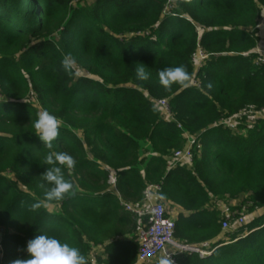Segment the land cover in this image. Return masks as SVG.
I'll return each mask as SVG.
<instances>
[{
    "label": "trees",
    "instance_id": "1",
    "mask_svg": "<svg viewBox=\"0 0 264 264\" xmlns=\"http://www.w3.org/2000/svg\"><path fill=\"white\" fill-rule=\"evenodd\" d=\"M263 18L264 0H0V264L30 258L27 242L43 234L88 264H138L135 227L147 217L121 201L145 206L152 184L176 240L213 241L210 255L183 253L179 264H264V213L223 230L218 209L220 198L264 208V115L219 124L264 108L252 53L264 49ZM198 48L207 57L195 64ZM69 52L79 75L61 66ZM181 65L189 86L165 91L158 72ZM43 110L61 120L52 150L75 158L64 178L76 194L34 212L51 187L41 179L50 150L33 127ZM189 139L191 161L171 165Z\"/></svg>",
    "mask_w": 264,
    "mask_h": 264
},
{
    "label": "clouds",
    "instance_id": "2",
    "mask_svg": "<svg viewBox=\"0 0 264 264\" xmlns=\"http://www.w3.org/2000/svg\"><path fill=\"white\" fill-rule=\"evenodd\" d=\"M178 3L192 4L193 0H177ZM76 58L72 53H65L61 66L69 75H79L75 71ZM136 77L138 80L147 81L149 73L145 71L143 64H137ZM159 83L165 91L171 92L173 85L187 88L191 75L186 67H167L158 72ZM211 88V84L208 85ZM35 135L43 142L50 151L46 155L45 163L50 167L45 168L41 179L51 187L46 190L44 199L31 205L32 211H37L46 206V202L63 201L75 196L74 185L64 178V169L74 170L75 158L67 152H57L53 149V142L59 137L61 120L48 110L37 113V119L33 123ZM43 187V185H41ZM28 259H15L12 264H88L87 258L81 254L76 247L68 243H62L58 238L49 237L45 234L39 235L27 242ZM157 264H175L169 253L162 254Z\"/></svg>",
    "mask_w": 264,
    "mask_h": 264
},
{
    "label": "built area",
    "instance_id": "3",
    "mask_svg": "<svg viewBox=\"0 0 264 264\" xmlns=\"http://www.w3.org/2000/svg\"><path fill=\"white\" fill-rule=\"evenodd\" d=\"M264 20V18H263ZM252 53L257 54L256 64L264 65V49L261 46H256ZM250 52H244L243 55L248 56ZM205 54L198 48L192 55V60L195 64L205 60ZM157 104L161 107L166 117L170 116L169 105L166 99H160ZM253 115L261 117L264 115V108L261 110H240L233 114L231 117L220 120L219 124L226 125L233 129L237 125V121L244 116ZM194 143L193 139H189L188 145L184 149H177L173 153V161H191V147ZM116 178L113 174H109L108 182L115 184ZM158 184H152L146 187L143 194L145 197V206L139 208L134 207L132 204L121 201V204L126 210L132 212L138 217H147L146 223H138L135 227V234L137 236L139 246L137 250V263L138 264H157L159 257L165 252L169 253L175 264H179L177 257L183 253H197L199 256L204 257L212 253L213 248L209 246L207 241L199 244H189L179 242L174 238L175 220L173 217L166 216V207L164 203L158 200V197H153L152 191L159 190ZM224 209V220L221 222L223 230L229 229L232 224H243L246 220L244 215L237 211Z\"/></svg>",
    "mask_w": 264,
    "mask_h": 264
},
{
    "label": "rangeland",
    "instance_id": "4",
    "mask_svg": "<svg viewBox=\"0 0 264 264\" xmlns=\"http://www.w3.org/2000/svg\"><path fill=\"white\" fill-rule=\"evenodd\" d=\"M263 21L260 22V25H263ZM262 33V31H260ZM260 46V43H258ZM254 119V116L253 115H249L248 117H246L243 122H250L251 120ZM241 200V199H240ZM240 200H232V199H229V198H225V199H222L220 198V202H219V205H218V209L220 210V212L223 214L225 213L224 212V209L225 208H228L227 210H230V212H234V211H237L239 213H241L242 215H244L245 219L244 220H249L251 218H254L256 216H259L261 215L262 213H264V208L262 207H257V206H254V207H250L249 209H247V211H244V208H240ZM49 208L51 209L52 206H49ZM170 209V208H169ZM221 215V214H220ZM223 238V237H222ZM207 243L209 244V246L211 248H214V245H213V241H207ZM212 243V244H211ZM95 252V251H94ZM92 252V255H91V258L93 257V253ZM93 260V259H92ZM96 264V263H94Z\"/></svg>",
    "mask_w": 264,
    "mask_h": 264
},
{
    "label": "water",
    "instance_id": "5",
    "mask_svg": "<svg viewBox=\"0 0 264 264\" xmlns=\"http://www.w3.org/2000/svg\"><path fill=\"white\" fill-rule=\"evenodd\" d=\"M2 233H3V230L1 229V231H0V241L2 239Z\"/></svg>",
    "mask_w": 264,
    "mask_h": 264
},
{
    "label": "crops",
    "instance_id": "6",
    "mask_svg": "<svg viewBox=\"0 0 264 264\" xmlns=\"http://www.w3.org/2000/svg\"><path fill=\"white\" fill-rule=\"evenodd\" d=\"M172 214H173V216H175V215H177V212L174 210V212H172Z\"/></svg>",
    "mask_w": 264,
    "mask_h": 264
}]
</instances>
